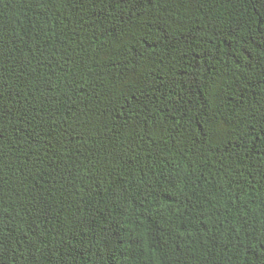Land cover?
Returning <instances> with one entry per match:
<instances>
[{
    "label": "trees",
    "instance_id": "trees-1",
    "mask_svg": "<svg viewBox=\"0 0 264 264\" xmlns=\"http://www.w3.org/2000/svg\"><path fill=\"white\" fill-rule=\"evenodd\" d=\"M0 264H264V0H0Z\"/></svg>",
    "mask_w": 264,
    "mask_h": 264
}]
</instances>
